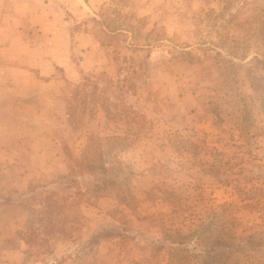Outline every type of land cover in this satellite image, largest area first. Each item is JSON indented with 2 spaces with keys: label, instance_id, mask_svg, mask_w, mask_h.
<instances>
[{
  "label": "rangeland",
  "instance_id": "rangeland-1",
  "mask_svg": "<svg viewBox=\"0 0 264 264\" xmlns=\"http://www.w3.org/2000/svg\"><path fill=\"white\" fill-rule=\"evenodd\" d=\"M0 264H264V0H0Z\"/></svg>",
  "mask_w": 264,
  "mask_h": 264
}]
</instances>
